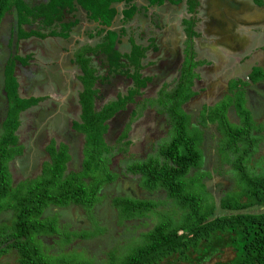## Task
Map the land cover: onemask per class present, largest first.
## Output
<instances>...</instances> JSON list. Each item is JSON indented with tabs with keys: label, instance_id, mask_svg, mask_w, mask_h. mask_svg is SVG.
<instances>
[{
	"label": "trees",
	"instance_id": "obj_1",
	"mask_svg": "<svg viewBox=\"0 0 264 264\" xmlns=\"http://www.w3.org/2000/svg\"><path fill=\"white\" fill-rule=\"evenodd\" d=\"M68 1L51 0L48 6L35 9L27 7L29 4L25 0H0V25L6 14L14 12L15 28L18 30L16 41L9 39L6 48L17 52L22 41L33 37L58 35V27H61L59 36L65 37L71 28L69 24H65L62 14ZM70 1L88 8L89 18L100 21L103 29L97 34L106 32L103 42L88 54L102 53L106 57L110 74L131 79L133 88L126 96H119L116 101L96 112L94 101L98 91L93 87L97 78L94 70L89 67V61L81 56L79 64L84 85V91L80 95L82 123L76 125L75 130L84 136L82 156H89L88 162L83 164L85 173L82 179L75 178L76 172L68 174L66 165L71 158L67 147L61 146L56 150L54 143H50L46 152L48 151L51 164H45L39 175L33 178L36 167L27 164L23 156V146L18 143L15 133L20 126V115L36 105L38 100H25L18 96L14 71L15 63L21 60L11 53L2 69L3 95L0 94L6 103L0 124V258L13 256L15 264H56V261H53L55 254L49 252L50 247L45 242L46 239L56 237V244L61 248L73 242H86L106 234V229H101L94 219L101 204L108 197V188H104V185L108 181L116 182V176L107 172L110 165L107 167L104 162V159L112 156L104 139L109 129L108 122L119 112H124L128 105L134 104V99L141 96V90L150 81L141 74V63L147 49L132 46L126 63H121L122 56L117 52L115 42L117 36L121 38L125 35V30L121 29L118 33L107 30L116 15L111 7L112 0H90L88 4H80V0ZM161 1L153 0L155 3ZM134 12L133 7L125 11L122 23H128ZM37 20L48 33L43 35L41 31L24 30V26H30ZM189 71L190 68L184 71L172 92L161 89L156 100L135 105L137 109L141 107V112L148 108L152 110L155 104L158 107L164 102L171 105L166 111L169 112L173 124L167 119L166 125L167 133L174 132L173 137L159 146L156 159L128 163L123 170L124 174L138 180L137 184L140 183L141 188L148 193V198H137L135 194H131V190L127 191L123 185L117 184V195L112 198V203L110 202L117 219L128 222L135 218H144L159 208V205H164L154 198V194H159L155 192L162 191L164 197L178 207L179 213H159L158 216H162L158 223L140 235L142 243L136 246L134 244L128 254L116 256L115 249L109 251V264L191 263L193 256L196 261L206 262L222 248L231 249L233 259L214 264H264V170L256 173L250 165L261 137L258 136L259 139L252 135L251 123L236 125L232 129L222 112H215L214 116L206 117V120L213 124L216 121L217 130H222L225 138H228L226 146L231 158L230 171L235 191L226 193L220 201V210L228 214L216 216L213 200L206 205L202 196L186 193L187 183L192 184L190 173L201 166L202 161L201 151L195 146L196 138L191 137L189 130L187 131L188 117L180 110V105L188 102L193 96V93L189 92L193 79ZM260 75L255 73L256 78L260 79ZM137 113L140 112L134 109L132 118H135ZM12 162L17 163L16 174L23 177L22 181L14 180L9 169ZM22 170L25 173L21 172ZM99 174L102 175L101 179L98 178ZM203 174L208 175L206 178L211 177L210 174ZM189 178L190 181L186 182ZM72 180L75 183H72ZM129 183L134 184L131 180ZM121 187L125 189V193L119 196ZM204 188L207 189V184ZM71 208L77 210L80 218L67 213ZM58 209L68 217L62 218V214L57 212ZM78 221L82 224L86 222L85 225L89 223V230H77L80 227ZM57 262L66 264L64 260Z\"/></svg>",
	"mask_w": 264,
	"mask_h": 264
},
{
	"label": "crops",
	"instance_id": "obj_2",
	"mask_svg": "<svg viewBox=\"0 0 264 264\" xmlns=\"http://www.w3.org/2000/svg\"><path fill=\"white\" fill-rule=\"evenodd\" d=\"M35 1L33 5H38L39 8L48 6L51 2ZM83 2L88 4L90 0H80V4ZM111 3L116 15L107 30L115 33L125 30V35L121 38L117 36L115 42L116 50L122 56L121 63H126L132 46L147 49L141 63V74L150 81L141 90L140 97L145 90L153 92L155 99L161 89L172 92L181 73L190 68L193 79L189 92L194 93L192 91L196 90L195 87L203 91V96L198 97L196 102L215 101L217 86L221 81L219 79L224 77L229 79L226 80L223 91L227 92L234 82L231 91L235 94L244 90L248 104L254 100H257L256 103L264 101V0H162L160 3L153 0H112ZM131 7L135 11L134 15L128 23L123 24V13ZM87 10L88 8L69 0L64 13L62 12L65 24L71 26L65 37L59 36L61 27H58V35L22 41L16 53L6 48L8 58L5 63L11 53L21 60L15 63L14 71L18 96L21 92V99L38 100L36 105L21 116L30 119L35 114L39 123L36 124V131L32 132L40 138L48 139L49 145L44 152L49 160L42 162L40 172L45 164H51L46 152L50 143H54L57 150L61 146L67 147L64 143L56 146L57 137L68 134V137L77 139L76 136L82 135L75 130L76 125L82 123L80 95L84 91V85L79 64L81 56L89 61V67L94 70L97 78L93 87L98 91L94 101L96 112L101 111L109 102L116 101L119 96H126L133 88L131 79L110 74L106 57L102 53L88 54L103 42L106 32L97 34L103 27L99 20L89 18ZM35 31H41L43 35L48 33L40 21L37 22ZM196 52L201 55L196 56ZM25 61L26 66L21 65ZM197 70H202L204 74L201 76ZM256 72L261 74L260 79L256 78ZM240 74L248 77L250 83L241 81V78L235 79ZM119 78L129 82H121L117 80ZM25 82L27 92H24ZM109 97L111 99L106 101ZM218 103L215 101L211 107ZM120 113L122 112L115 115L108 124L116 121ZM206 123L211 124L209 121ZM26 124L32 126V121ZM21 125L22 123L16 136ZM31 130L29 127L28 131ZM23 149L28 165H33L34 160L39 159L41 164L44 158L35 155L37 150L32 148L30 151L24 146ZM67 149L72 158L70 149Z\"/></svg>",
	"mask_w": 264,
	"mask_h": 264
},
{
	"label": "rangeland",
	"instance_id": "obj_3",
	"mask_svg": "<svg viewBox=\"0 0 264 264\" xmlns=\"http://www.w3.org/2000/svg\"><path fill=\"white\" fill-rule=\"evenodd\" d=\"M25 1L29 4L27 5V7L35 9L39 8L38 5H33L36 2L35 0ZM15 20L16 16L14 12L12 14H6L0 25L1 95H3L2 86L4 83L2 69L4 67L5 60L8 58V50L6 49V44L9 39H11L13 42L16 41L15 38L16 35H18V30L15 28ZM37 22L39 23V21H34L32 25H27L23 28L28 31L36 30ZM200 55L201 53L196 52V56L199 57ZM254 55L257 54L255 53ZM26 64V62H23L21 65L26 66ZM197 72L201 76L204 74L202 70H197ZM23 74L25 75L26 73L24 72ZM181 74L183 75L184 72H182ZM240 78L241 81H246L248 84L250 83L248 77H245L241 74L235 76V79ZM228 79L229 78L226 77L219 79L221 81H219V85L217 86L218 94L214 100L217 101V103L219 101L220 102L216 106L211 107V105L215 101L211 103L206 100L196 102V99L198 97L203 96V91H201V89L197 90L196 87V90L192 91L194 93L189 101L185 102L183 105H180V110L182 112L184 111V113L188 117L189 127L187 131L189 130V134L191 137L196 138L195 146L196 148L200 149L202 154V161L200 164L201 166L196 168V170L191 171L190 173L192 184L187 183L188 186L186 187V193L190 195L202 196V199L204 200L206 205H208L213 200L212 202L216 207L214 210L216 216L228 214L227 212H223L220 210V201L226 193L235 191V184L232 178V173L230 171L231 158H229L228 156L229 149H227L226 146L228 145V138H225L222 130H220L221 132L217 130L218 123L216 121V125L213 123H211L210 125L206 123V117L209 118L214 116L213 113L215 112H222V116H224V118L227 120L228 125H230L232 129H234L236 125L238 126L245 123H251L252 135L261 137V140L256 148L257 151L254 154L255 156L253 155V158H251L252 161L250 165L253 169H255L254 172L256 173L259 170H264V101L258 103H256L257 100L251 102L249 101V105L246 101V94L244 90L237 91V93L235 94H233V91H231L233 89L232 84L234 82H232L228 87L229 90L227 92L223 91L226 86V80ZM117 80L121 82L128 81L123 78H119ZM23 85H26V82L23 83ZM27 89L28 86L26 85L25 91L24 89L23 91L27 92ZM19 96L23 97L21 92H19ZM52 96L54 97L55 95L52 94ZM2 97H0V124L3 121V116L6 109L5 99L2 100ZM109 99H111V97L106 99V101ZM145 100H156L154 93L145 90V92L142 94V97H137L135 99L134 105H128L126 110L118 115L119 118H117L116 121L108 124L109 129L104 137L105 143L108 145V148H110V152L112 155L108 156V161L107 159H104V162L107 164V167L108 165H110V167L107 168V172L109 174L112 173L116 176V182H105L106 184L104 185V188H108L106 190L108 193V197L107 200L103 204H101L100 209H97L98 211L95 214L96 219L94 220L100 224L101 229H106V234L94 240L76 243L73 242L70 245H65L61 248H59L56 244L58 243V239L56 237H54L53 239H46L45 242L49 244L50 247L48 248L50 250L49 252L55 254L53 257V261H56V264L59 263L57 262L59 260L66 261V264H109V259H111L109 251L115 249L116 256H123L125 254H128L129 250L132 248V246H134V244L136 246L142 243L140 235L146 233L156 223H158L159 219H161L162 216H158L159 213H179L178 207L175 206L172 201L167 200L164 197V193L162 191L155 192L159 194H154V198L155 201L163 202L164 205H159V208H157L154 212L148 213L144 218L141 219L135 218L132 221L121 222L119 219H117L116 212L110 205V202L112 203V198L117 195V187L119 185H123V187H125L127 191L131 190V194H135L137 198H148V193H145V191L141 188L140 183L137 184L138 180L130 177L129 174H124L123 170L128 163L145 162L147 159H156L159 146H161L164 141L168 142L170 138L173 137L174 132L169 131V133H167L168 128L166 125L167 119L169 120L171 125L173 124L172 119L169 117V112L166 111L169 110L171 105L164 102L162 106L158 107L157 104H155L153 105L152 110L148 108L141 112V107L137 109L135 105L137 103L141 104ZM111 103L112 102H109L108 105H110ZM148 104L150 105V103ZM134 109H136L140 113H137L136 117L132 118L131 112ZM21 115L20 123H22V125L17 132L19 144L26 147L27 150L30 149V151L32 148H34L35 150H37L35 155L38 158H44L43 161H41V164L40 159L34 160V164L32 165L33 167H36L35 173L32 176L34 178L39 175V169L43 164L42 162L49 160L46 156V153L44 152V149L49 145L48 139L40 138L34 135V130L38 128L36 124L39 123L38 121H36L35 114L31 115L33 117H30V119L27 117H22ZM30 121H32V126L26 124V122ZM29 127L30 129H32L31 131H28ZM75 138L77 139L68 137V134L63 135L60 138L57 137L56 146H58L59 143H64L70 149L72 158L69 166L66 165V172L68 174L70 172H76L75 178L77 177L78 179H82L85 173L83 172V164L88 162L89 156L85 154L82 157L81 155L84 137L82 135H79ZM120 139L122 140L119 141ZM117 151L118 154H116ZM230 153L236 155V153L234 152ZM15 167H17V163L12 162V164L9 165L10 172L15 181H22L23 177L16 174L17 171ZM21 172L25 173L24 170H22ZM103 173H105V171H103ZM203 173L210 174L211 177L206 178L208 175H205ZM98 178L101 179L102 175L99 174ZM129 180H131L134 184H130ZM187 181H190V178L186 179V182ZM71 182L75 183L74 180H72ZM205 183L207 184V189L204 188V186L206 187ZM121 189L122 187L118 191L119 196L121 194L124 195L125 193V189H122L123 192L121 191ZM57 212L59 214H62V218L63 216H67V214H65V212H62L60 209H58ZM67 213L72 216L77 215L80 218V215L74 208H71L69 211H67ZM173 219H175V217H173ZM85 223L86 222L82 224L78 221L80 227H76L77 230H89L90 224L88 223L87 225H85ZM133 240H135V242H132ZM113 243L116 244L114 245ZM233 255L234 254L231 249L222 248L213 256L211 260H207L206 262L200 260L196 261V257L193 256V261L191 263L175 262V264H214L215 262H229L233 259ZM14 260L15 259L13 256H4L0 258V264H15Z\"/></svg>",
	"mask_w": 264,
	"mask_h": 264
}]
</instances>
